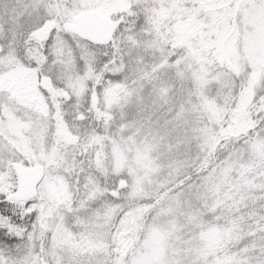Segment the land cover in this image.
I'll list each match as a JSON object with an SVG mask.
<instances>
[{
	"label": "snow or ice",
	"instance_id": "obj_1",
	"mask_svg": "<svg viewBox=\"0 0 264 264\" xmlns=\"http://www.w3.org/2000/svg\"><path fill=\"white\" fill-rule=\"evenodd\" d=\"M0 264H264V0H0Z\"/></svg>",
	"mask_w": 264,
	"mask_h": 264
},
{
	"label": "clouds",
	"instance_id": "obj_2",
	"mask_svg": "<svg viewBox=\"0 0 264 264\" xmlns=\"http://www.w3.org/2000/svg\"><path fill=\"white\" fill-rule=\"evenodd\" d=\"M189 83H190L189 78L187 76H185L183 78L182 85L178 82V84L176 85V88L178 91L181 87L187 88L189 86ZM186 111H189V110L186 109ZM197 147H198V145L193 143V142H186L183 139L174 138V143H172L170 145V147H168V152H170L174 155V159H173L172 163L174 165H180V167L182 168L183 162L188 158V154L194 153L196 151ZM161 155L162 156L166 155V153H161ZM192 162L195 163V160H193ZM167 167H168V165H166V164L161 165V173L162 174L166 173ZM175 171H176V169L173 170V174H175Z\"/></svg>",
	"mask_w": 264,
	"mask_h": 264
},
{
	"label": "rangeland",
	"instance_id": "obj_3",
	"mask_svg": "<svg viewBox=\"0 0 264 264\" xmlns=\"http://www.w3.org/2000/svg\"><path fill=\"white\" fill-rule=\"evenodd\" d=\"M235 46H236V42L233 41L232 46H231V49L229 50V52H230L231 54H234V53H235ZM213 238H214V237H213Z\"/></svg>",
	"mask_w": 264,
	"mask_h": 264
}]
</instances>
